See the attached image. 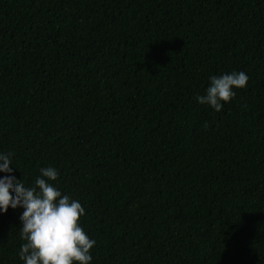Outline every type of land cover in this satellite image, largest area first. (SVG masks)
<instances>
[{"label":"trees","instance_id":"1","mask_svg":"<svg viewBox=\"0 0 264 264\" xmlns=\"http://www.w3.org/2000/svg\"><path fill=\"white\" fill-rule=\"evenodd\" d=\"M232 70L221 111L196 102ZM0 151L26 186L59 170L92 264H264V0H0Z\"/></svg>","mask_w":264,"mask_h":264},{"label":"clouds","instance_id":"2","mask_svg":"<svg viewBox=\"0 0 264 264\" xmlns=\"http://www.w3.org/2000/svg\"><path fill=\"white\" fill-rule=\"evenodd\" d=\"M248 80L242 70L210 75L203 94L195 100L219 112ZM14 169L13 153L0 151V173L5 174L0 175V214L9 208L23 209L19 215L22 243L17 252L22 264H92L91 249L96 241L81 224L85 208L52 183L57 181L59 170L40 167L34 182L26 186Z\"/></svg>","mask_w":264,"mask_h":264}]
</instances>
